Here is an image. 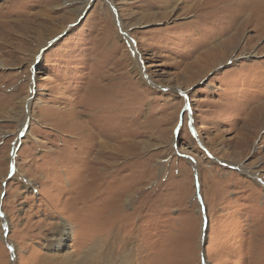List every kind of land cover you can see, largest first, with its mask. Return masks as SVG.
I'll return each mask as SVG.
<instances>
[{
  "label": "rangeland",
  "instance_id": "obj_1",
  "mask_svg": "<svg viewBox=\"0 0 264 264\" xmlns=\"http://www.w3.org/2000/svg\"><path fill=\"white\" fill-rule=\"evenodd\" d=\"M0 264H264V0H0Z\"/></svg>",
  "mask_w": 264,
  "mask_h": 264
},
{
  "label": "bare ground",
  "instance_id": "obj_2",
  "mask_svg": "<svg viewBox=\"0 0 264 264\" xmlns=\"http://www.w3.org/2000/svg\"><path fill=\"white\" fill-rule=\"evenodd\" d=\"M67 235H68V234H67ZM65 243H66V239L64 240V245H65ZM96 256H97V255H96V252H95V253H92V254H91V260L94 261V262H97V260H96L97 257H96Z\"/></svg>",
  "mask_w": 264,
  "mask_h": 264
}]
</instances>
